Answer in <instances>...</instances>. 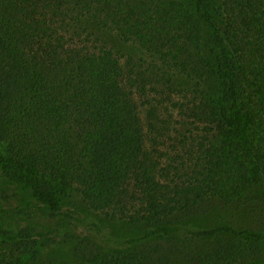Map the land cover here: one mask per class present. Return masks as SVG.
Returning <instances> with one entry per match:
<instances>
[{"label":"trees","instance_id":"16d2710c","mask_svg":"<svg viewBox=\"0 0 264 264\" xmlns=\"http://www.w3.org/2000/svg\"><path fill=\"white\" fill-rule=\"evenodd\" d=\"M0 180L69 220L36 230L1 195L0 264H54L58 242L144 263L68 199L152 227L210 199L264 214V0H0ZM195 237L201 264H264L257 233Z\"/></svg>","mask_w":264,"mask_h":264},{"label":"rangeland","instance_id":"374dc122","mask_svg":"<svg viewBox=\"0 0 264 264\" xmlns=\"http://www.w3.org/2000/svg\"><path fill=\"white\" fill-rule=\"evenodd\" d=\"M256 189V196L260 198L262 190L260 187ZM1 195L9 196L12 207L21 204L26 212L30 213L31 220L25 217V222L33 225L36 230H43L45 225L53 223L66 225V221H69L63 215L49 221L45 206L35 201L30 191L22 185H7L0 180ZM62 203L64 209H68V215L72 214L71 221L83 225L85 234L89 235L91 227L99 225L106 239L111 241L107 245L113 243L112 247H108L110 249H121L123 242L140 240L129 248L143 253L146 257L143 264H201L199 256L203 255V249L206 250L209 245L198 241L195 235L220 227L230 226L237 230L257 233L262 236L264 243V214L260 213V209L248 211L247 206H224L215 199L207 200L189 211L168 218L156 227L109 222L87 212L73 199ZM256 203L260 204L258 201ZM91 233L94 235L93 231ZM152 233L157 234L152 236ZM75 249L73 243H52L45 252V258L54 264H85L84 258L81 257V260L76 257Z\"/></svg>","mask_w":264,"mask_h":264}]
</instances>
